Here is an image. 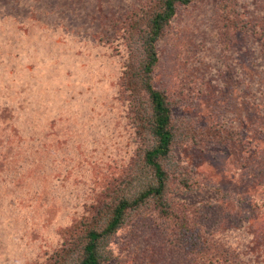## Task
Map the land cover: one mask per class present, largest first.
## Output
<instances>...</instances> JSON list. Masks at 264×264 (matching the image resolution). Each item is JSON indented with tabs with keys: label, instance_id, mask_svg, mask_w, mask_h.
I'll list each match as a JSON object with an SVG mask.
<instances>
[{
	"label": "rangeland",
	"instance_id": "374dc122",
	"mask_svg": "<svg viewBox=\"0 0 264 264\" xmlns=\"http://www.w3.org/2000/svg\"><path fill=\"white\" fill-rule=\"evenodd\" d=\"M147 3L0 0V264H44L103 191L131 195L148 176L134 178L122 86L125 21ZM157 48L178 217L145 202L111 239L110 264H180L199 229L209 258L229 248L264 264V0L181 5Z\"/></svg>",
	"mask_w": 264,
	"mask_h": 264
},
{
	"label": "trees",
	"instance_id": "16d2710c",
	"mask_svg": "<svg viewBox=\"0 0 264 264\" xmlns=\"http://www.w3.org/2000/svg\"><path fill=\"white\" fill-rule=\"evenodd\" d=\"M192 1L150 0L144 10L134 11L126 18L125 43L129 51L122 72V86L130 97L128 106L140 141L136 165L140 166L135 169L134 178H141V171L148 172V176L136 185L131 195H125L124 189L115 197L103 191L102 199L92 206V213L66 229L63 245L53 251L44 264H110L114 258L111 239L127 223L130 213L150 199L154 200L159 216L164 219L178 217L167 195L169 178L164 167L174 143L171 104L166 94L155 87L153 76L159 61L157 42L177 8ZM183 188L190 189L187 183ZM198 231L200 234L195 236L190 248L183 247L188 245L185 243L179 245L180 264H250L237 258V252L236 256L228 253L229 248L225 250L229 259L221 262L218 252L209 258L208 239L212 232H205V239L202 229Z\"/></svg>",
	"mask_w": 264,
	"mask_h": 264
}]
</instances>
